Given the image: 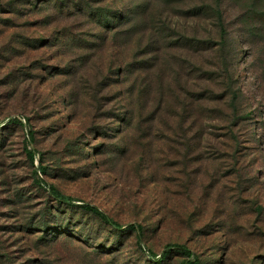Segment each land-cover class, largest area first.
<instances>
[{"label": "rangeland", "instance_id": "rangeland-1", "mask_svg": "<svg viewBox=\"0 0 264 264\" xmlns=\"http://www.w3.org/2000/svg\"><path fill=\"white\" fill-rule=\"evenodd\" d=\"M255 1L0 0V264H264Z\"/></svg>", "mask_w": 264, "mask_h": 264}, {"label": "trees", "instance_id": "trees-1", "mask_svg": "<svg viewBox=\"0 0 264 264\" xmlns=\"http://www.w3.org/2000/svg\"><path fill=\"white\" fill-rule=\"evenodd\" d=\"M149 1V0H147ZM175 2H180V3H187L188 1H192V0H172ZM215 2V6H216V14L217 16H215V18H218L220 25H218V28L220 29V31L223 33V35L226 33V21L224 19V13L225 12V7L228 4L229 0H212ZM247 1V5L249 8H253V4L257 3L255 0H245ZM203 4V6H206V2H201ZM245 14H243L244 16ZM260 27L264 30V23H260ZM31 138H32V134H31ZM27 154L30 156V158L33 160L34 158V153L31 150H26ZM51 193L52 195L62 201V202H73V199L71 197L65 196L63 194H61L59 191H57L54 188H51ZM82 208L95 214L96 216H98L100 219H102L104 222L112 225L113 227L120 229L122 228V226L120 224H118L117 222L113 221L107 214H105L103 211L99 210L96 207L90 206V205H82ZM125 229L130 230V231H135L137 233V240L139 242H141L142 237H143V232H142V227L137 226V225H129L127 227H125ZM175 249L179 252H181L182 254H184L187 258L186 260L183 261L182 264H192V262L190 261V258L192 257V253L184 246L182 245H173L167 248V251L160 257V260H164L166 259L168 253L170 250ZM150 255L152 257H156V255L153 252H149Z\"/></svg>", "mask_w": 264, "mask_h": 264}]
</instances>
